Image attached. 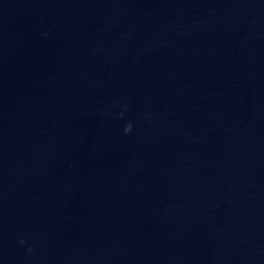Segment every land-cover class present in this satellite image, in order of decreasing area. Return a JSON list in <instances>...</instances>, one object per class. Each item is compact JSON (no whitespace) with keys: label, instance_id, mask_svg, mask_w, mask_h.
<instances>
[{"label":"water","instance_id":"95a60500","mask_svg":"<svg viewBox=\"0 0 264 264\" xmlns=\"http://www.w3.org/2000/svg\"><path fill=\"white\" fill-rule=\"evenodd\" d=\"M0 264H264V0H0Z\"/></svg>","mask_w":264,"mask_h":264},{"label":"clouds","instance_id":"9594fccd","mask_svg":"<svg viewBox=\"0 0 264 264\" xmlns=\"http://www.w3.org/2000/svg\"><path fill=\"white\" fill-rule=\"evenodd\" d=\"M121 115H123V113H121ZM132 127H133L132 123L129 122V123L127 124L126 128H125V133L131 132ZM21 243H25V241H24V240H21ZM31 251H32V248L29 247V252H31Z\"/></svg>","mask_w":264,"mask_h":264}]
</instances>
